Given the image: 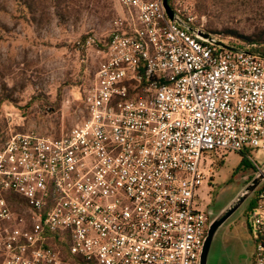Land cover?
<instances>
[{"label":"built area","instance_id":"2783aa9c","mask_svg":"<svg viewBox=\"0 0 264 264\" xmlns=\"http://www.w3.org/2000/svg\"><path fill=\"white\" fill-rule=\"evenodd\" d=\"M117 4L104 45L75 44L82 63L100 58L77 91L84 121L0 149V264H200L208 154L264 152V58L178 5L171 18L164 0ZM257 198L254 264H264V182Z\"/></svg>","mask_w":264,"mask_h":264},{"label":"rangeland","instance_id":"374dc122","mask_svg":"<svg viewBox=\"0 0 264 264\" xmlns=\"http://www.w3.org/2000/svg\"><path fill=\"white\" fill-rule=\"evenodd\" d=\"M172 4L232 46L264 49V0ZM117 15V0H0V148L18 133L59 137L84 121L86 105L77 91L91 84L100 58L92 53L90 63H82L75 44L94 35L104 45ZM252 156L242 164L239 153L208 154L209 178L200 189L203 210L216 214L226 208L264 168V152ZM256 197L219 230L210 264H253L255 233L248 225Z\"/></svg>","mask_w":264,"mask_h":264},{"label":"water","instance_id":"95a60500","mask_svg":"<svg viewBox=\"0 0 264 264\" xmlns=\"http://www.w3.org/2000/svg\"><path fill=\"white\" fill-rule=\"evenodd\" d=\"M164 6L170 15L171 18H174V11L170 6V0H164ZM194 33L198 31L188 27ZM199 34L207 39H212L211 35L204 32H199ZM223 47L235 50V48L228 46L226 44L220 43ZM259 57L264 58V55H258ZM264 182V168L260 171L254 179L240 192V194L224 209L218 213H214L212 210H209L208 213L210 217H213L210 222L209 230L207 237L205 239L204 249L201 256L200 264H210V252L212 245L216 238L219 230L224 226V224L230 219V217L253 195L257 193V190L261 187ZM221 264V263H220Z\"/></svg>","mask_w":264,"mask_h":264},{"label":"trees","instance_id":"16d2710c","mask_svg":"<svg viewBox=\"0 0 264 264\" xmlns=\"http://www.w3.org/2000/svg\"><path fill=\"white\" fill-rule=\"evenodd\" d=\"M170 4L172 5V0H170ZM246 39V42H248L249 44H252V45H255V43H253V41L251 40V39H247V38H245ZM235 47V46H234ZM236 48H238V49H242V48H240V47H236ZM249 52H251V53H253V54H257V55H264V49H257V48H253V49H249L248 50ZM6 143V142H5ZM4 143V144H5ZM4 144L2 145V147L4 146ZM1 147V148H2ZM0 148V149H1ZM247 161V157H246V155H242V164L244 163V162H246ZM257 198V197H256ZM257 203H258V205L256 206V208H258L259 207V200H258V198H257ZM256 208H254V209H256ZM250 230L253 232V229H252V226L250 225ZM256 249H257V245H256V248H255V255H254V260H253V264L255 263V260H256Z\"/></svg>","mask_w":264,"mask_h":264},{"label":"flooded vegetation","instance_id":"af4514ba","mask_svg":"<svg viewBox=\"0 0 264 264\" xmlns=\"http://www.w3.org/2000/svg\"><path fill=\"white\" fill-rule=\"evenodd\" d=\"M229 223H230V222H229ZM229 223H228V224H229ZM228 224H227V225H228ZM250 225H251V224H250V221H249V225H248V229H249V230H250ZM250 232L253 233L251 230H250Z\"/></svg>","mask_w":264,"mask_h":264},{"label":"crops","instance_id":"0c3cea01","mask_svg":"<svg viewBox=\"0 0 264 264\" xmlns=\"http://www.w3.org/2000/svg\"><path fill=\"white\" fill-rule=\"evenodd\" d=\"M254 242H255V238H254ZM256 244V243H255ZM256 248V247H255Z\"/></svg>","mask_w":264,"mask_h":264}]
</instances>
